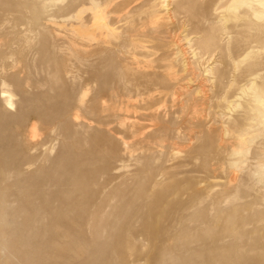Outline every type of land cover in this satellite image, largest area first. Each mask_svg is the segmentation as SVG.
I'll return each mask as SVG.
<instances>
[{
    "label": "bare ground",
    "instance_id": "obj_1",
    "mask_svg": "<svg viewBox=\"0 0 264 264\" xmlns=\"http://www.w3.org/2000/svg\"><path fill=\"white\" fill-rule=\"evenodd\" d=\"M46 1L50 7L57 8L63 14L64 26L75 23L74 31L81 42L72 41L74 45L81 48L92 46L93 43L106 45L91 53L84 49L82 53H76L81 64L91 70L92 82L98 87L93 99L95 104L84 115L90 121L92 133L88 138L78 137L75 147L68 150V156L58 157L49 169L42 165L53 152L54 146L50 145L59 137L71 134L67 115L75 107L70 103L56 108L45 107L42 101L47 100V94L35 89L46 82H34L27 68H22L12 77L5 75L6 62L14 55L11 47L6 45L8 51L0 55V175L5 176L0 185V264H58L53 260L62 258L61 254H69L61 244L64 240H74L87 246L92 256L104 254L101 248L119 232L120 226L126 221L136 220L145 226L140 232L128 229L127 235L150 233L148 215L141 209L131 211L130 204H127L128 183L118 184L117 181L122 177L112 174L114 170L119 172L123 167L106 165L102 158L108 155L119 162L131 158L138 144L129 140L140 133L138 123L128 120L133 114L137 117L136 114L141 110L135 108L132 113L129 101L123 98L126 96L117 95L110 88V59L102 56L104 52L110 53L111 45L114 44L112 41L118 39L117 25L122 21H127V31L137 35L139 33V36L129 38L123 47L128 49L129 65L138 66L141 70L131 68L125 75L121 73L120 79H126L129 84L133 77L139 76L145 82L153 81L161 87L155 89L161 95H168L165 78L173 79L177 84L185 79L192 83L193 77L200 73L201 62H207L205 58L208 57V63L212 64L205 67L204 79L212 83L213 91L217 90L215 94L221 93L224 96L226 109L232 111L233 107L242 106L241 102L245 100V116L252 125L250 130L237 133L235 138L239 147L231 155L237 158L229 162L230 169L243 167L250 154L248 147L255 142L257 132L264 136V59L257 58L259 51L264 55V0H228L227 3L226 0H214L212 9L219 21L223 22L221 30L228 34L232 30L242 36L244 51L237 55L231 45V38L225 42L212 30L211 38H204L200 48L193 49L194 46H190L193 62L185 59L186 51L178 42L173 43L174 47L170 50L158 42L155 46L149 45L156 41L155 36L162 38L166 30L169 34H176L183 29L178 22L180 14H184L185 19L188 16L178 11L174 0H88L89 6L82 4L83 0ZM58 2L61 3L60 7ZM112 3L119 8L114 13H122L116 22L109 20L111 12L108 9ZM49 17L53 18L54 15ZM39 20L40 15L35 13L34 21ZM232 22L237 24L232 25ZM188 37L189 33L185 39ZM139 49L143 50L145 57H157L149 61L150 64L140 66L142 61L138 60ZM44 58L45 54L41 50L38 68L42 73L46 71ZM217 60L216 64L225 67L214 65ZM102 63L109 64V69L103 75L99 72ZM244 70L245 75L242 74ZM242 75L252 79L251 87H239L241 94L237 95L240 99L236 104L229 100L228 94L240 77L243 78ZM258 78L262 79V83L255 85ZM12 84L13 91L10 90ZM18 97L19 102L15 100ZM84 97L72 115L77 127L81 126V110L86 105ZM106 98L116 99L117 105L106 104ZM150 106L146 105L144 109ZM14 110L17 113L13 114ZM29 121L32 122L30 130ZM38 122L42 124L41 136L36 132L35 124ZM13 123L16 125L13 126ZM92 123L105 130L93 128ZM250 134L252 136L248 137ZM111 135L120 137L121 155L117 152L120 146ZM85 145L88 148L85 149ZM35 166H39L38 170L30 174ZM252 175L264 180V160L257 161ZM10 179L13 180L12 184H9ZM49 185L57 188L47 193L44 189ZM156 186L158 184L154 183L153 187ZM8 196L14 199L17 208L7 207ZM136 196L142 199L146 193L140 190ZM70 219L78 224L77 229L71 227ZM225 220L228 225L222 234L233 239L231 243L225 242L219 234L209 239L202 237L186 240L175 229L179 220L172 218L169 226L158 234H151L160 241L158 264H264L263 242L245 243L244 246L250 247V255L238 243L248 235L245 227L252 218H239L237 212L231 210ZM16 225L21 230L13 232ZM179 242L183 245L180 246ZM192 243H197L195 249L191 248ZM125 247V243H119L110 254L121 253ZM82 264H96V261Z\"/></svg>",
    "mask_w": 264,
    "mask_h": 264
},
{
    "label": "rangeland",
    "instance_id": "obj_2",
    "mask_svg": "<svg viewBox=\"0 0 264 264\" xmlns=\"http://www.w3.org/2000/svg\"><path fill=\"white\" fill-rule=\"evenodd\" d=\"M213 2L214 0H174L178 11L188 16L185 19V15L180 14L181 19L186 20L183 24L179 18L178 22L183 29L176 34H169L166 30L162 38L155 36L156 41L149 45L155 46L158 42L170 50L174 47L173 43L178 42L186 51L185 59L193 62V51L190 50V46H194L193 49L200 48L201 41L206 37L211 38L210 32L213 30L225 42L231 38L234 52L237 55L241 54L244 51L243 37L236 35L232 30L229 34L221 30L223 22L219 21L214 13ZM227 2L228 0L225 1ZM114 3L108 9L111 12L109 14L111 22L113 20L116 22L119 14L122 15V13H114L117 9ZM60 4L58 2V7ZM82 4L89 6V1L83 0ZM35 13L40 15V20L36 22L34 21ZM51 15L54 17L50 18ZM136 20H138L137 17ZM126 22L118 23V39L112 41L114 44L111 45L110 53L104 52L102 56H108L110 59L112 71L110 88L117 95L127 97L123 98L129 101L132 113L135 108L141 110L136 114L137 117L133 114L128 120V122L138 123L137 128L140 129V133L136 138L129 140L138 145L132 157L124 159V162H119L108 155L102 158L106 165L113 168L123 167L121 171L114 170L112 174L122 177L117 181L118 184L128 183L126 185L129 189L127 204H130L131 211L141 209L148 215L150 233L136 234L145 226L136 220L126 221L120 226L119 232L108 239L101 248V251L104 249V254L92 256L87 246L74 240H64L61 244L67 248L69 254H61L62 258L53 261H57L58 264H82L89 261H96V264H158L160 241L151 234H158L169 226L172 218L179 220L178 223L176 222L175 229L179 236L186 240L202 237L209 239L219 234L223 236L225 242L231 243L233 239L222 234L228 225L225 219L231 210H235L239 218H252L245 227L248 235L238 243L242 246L254 241L264 243V180L252 175L257 161L264 160L262 156L264 136L256 133L255 142L248 147L250 154L242 168L235 170L229 167V162L237 158L231 156L232 152L237 151L239 147V142L235 138L237 133L250 130L252 125L245 116L243 106L245 100H242V106L233 107L232 111L226 109L224 96L221 93L215 94L217 90L213 91L212 83L204 79L205 67L212 64V62L208 63V57L205 58L207 62L205 60L201 62L200 73L193 77L192 83H188L185 79L177 84L175 80L165 78L167 86L165 89L168 95H161L155 90L161 87L153 81L145 82L139 76L133 77L129 84L126 79H120V74L125 75V72L131 68L136 71L141 70L138 66L129 65L128 49L123 47L129 38L137 35L127 31ZM67 24L64 26L63 14L58 12L57 8L50 7L46 0H0V55L8 51L6 45L11 47L14 53L6 62L4 74L12 77L22 68H27L34 82H40L39 84L46 82L45 85L35 89L47 94V100L42 101L45 107L56 108L66 103L75 107V110L67 115L71 134L59 137L50 145V147L54 146V149H51L53 152L51 151L48 160L42 163L46 169H49L58 157L68 156V150L75 147L78 137L91 136L90 121L85 119L84 115L89 112L91 105L95 104L93 99L97 95L98 87L92 82L91 70L88 66L81 64L76 53H82V49L91 53L97 48L99 50L102 46L103 48L106 46L93 43L92 46L81 48L74 45L72 41L76 40L77 43L81 41L74 31L75 23ZM236 24L237 22H232V25ZM188 33L189 37L185 39ZM41 50L45 54L43 59L45 73L38 68ZM143 53V50L139 49L138 60L142 61L140 66L150 64L148 62L157 57L156 55L145 57ZM257 58L264 59L261 51L257 54ZM217 62L218 60L214 65H220L216 64ZM226 62L228 63L227 60ZM107 64H100L101 75L109 69ZM224 67L220 65V68ZM262 68L264 75V67ZM245 73L244 70L242 74L245 75ZM251 80L245 76L240 77L228 94L229 100L237 104L240 99L237 95L241 94L239 87L247 86L246 89H249ZM261 80L258 78L255 85H260ZM10 90H14L13 84ZM84 94H86L85 97ZM82 97L86 105L81 110L83 116L79 123L81 126L77 127L72 115L75 114ZM15 100L19 102V97ZM105 100L108 105H117L116 99L106 98ZM146 105L151 106L145 110ZM12 113H17V110ZM31 124L32 122L29 121L28 130ZM14 125L16 123H13ZM35 125L37 134L43 135L42 124L38 122ZM91 126L105 130L104 127L94 123ZM113 136L111 135L120 146L117 152L121 155V139ZM251 136V134L248 135V137ZM84 147L86 149L88 145ZM38 168L39 166H35L30 174L35 173ZM4 178V175H0V185ZM12 183L13 180L10 179L9 184ZM154 183L158 186L153 187ZM56 188L55 185H49L44 190L48 193ZM140 190L146 193L142 199L136 196ZM6 200L8 208L16 207L12 197L8 196ZM70 220L71 227L77 229L78 224L73 219ZM128 229L137 232L127 235ZM17 230H21V227L16 225L12 231ZM117 243H125V249L121 253L110 254L115 246L117 247ZM196 246L197 243L191 244L193 249ZM249 249L250 247H243V251L247 254L250 253Z\"/></svg>",
    "mask_w": 264,
    "mask_h": 264
}]
</instances>
